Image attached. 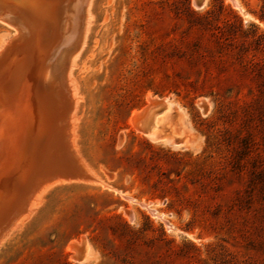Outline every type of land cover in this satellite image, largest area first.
Wrapping results in <instances>:
<instances>
[{
  "label": "rangeland",
  "instance_id": "obj_1",
  "mask_svg": "<svg viewBox=\"0 0 264 264\" xmlns=\"http://www.w3.org/2000/svg\"><path fill=\"white\" fill-rule=\"evenodd\" d=\"M196 6L90 1L67 85L76 165L63 172L77 177L34 189L0 239V264H264V0ZM17 36L0 21V53ZM14 72L0 70V189L39 109L37 81ZM156 97L189 142L132 126ZM84 241L94 257L78 263L69 245Z\"/></svg>",
  "mask_w": 264,
  "mask_h": 264
},
{
  "label": "bare ground",
  "instance_id": "obj_2",
  "mask_svg": "<svg viewBox=\"0 0 264 264\" xmlns=\"http://www.w3.org/2000/svg\"><path fill=\"white\" fill-rule=\"evenodd\" d=\"M90 1L0 0V21L18 31V36L11 41V46L8 45L0 53V70L4 71L6 68L13 67L14 75L22 77L25 83L30 82L33 88L34 84L38 83V87L34 88L36 92L30 93V96L35 95L37 98L35 101L38 104L34 102L39 105V109L35 107V112L30 109V111L33 110V113L31 112L33 116L31 123L28 122L29 124L27 123L25 127L28 130L22 147L19 145L21 150L17 154L16 166L0 189V239L12 229L15 222L23 219L21 217L28 211L31 195L34 191L37 192L34 189H38L44 181L55 179L52 181L55 184L61 178L77 177L74 174L63 172V168L65 169L66 165L73 162L69 148L72 136L67 138L66 130H68V125L70 126V113L75 111V108L71 110L72 103L69 99L70 93L67 85L71 80L70 69L73 53L83 44L85 26L89 19ZM83 8H85V14L82 13ZM78 33L81 35L79 43ZM7 59H11L10 64L6 63ZM7 64L8 66H5ZM21 86L24 87V83ZM24 89L27 90V88ZM27 102L29 104V101ZM35 103L32 105L36 106ZM148 103L149 105L142 110L134 111L130 118V123L138 132L152 141H162L177 146L190 141L189 137L185 136L186 127L180 128L172 123L170 118L172 107L166 98H152ZM156 109L158 112L155 113ZM181 137L182 141H179ZM75 165L76 162H73V166ZM81 165L83 166L82 163ZM84 169H81L83 171L80 172V177L91 179L87 170L84 171ZM130 215L132 217L133 213ZM69 249L75 251L72 259L78 263L87 262L94 257L85 241L82 244L71 242Z\"/></svg>",
  "mask_w": 264,
  "mask_h": 264
},
{
  "label": "water",
  "instance_id": "obj_3",
  "mask_svg": "<svg viewBox=\"0 0 264 264\" xmlns=\"http://www.w3.org/2000/svg\"><path fill=\"white\" fill-rule=\"evenodd\" d=\"M196 1V7L197 8H203L204 6H203V2H204V0H195ZM82 13L83 14H85V8H83V10H82ZM78 43L80 42V40H81V35L78 33Z\"/></svg>",
  "mask_w": 264,
  "mask_h": 264
}]
</instances>
